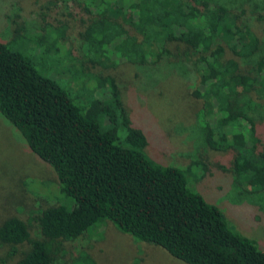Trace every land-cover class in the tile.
Instances as JSON below:
<instances>
[{
	"label": "trees",
	"instance_id": "1",
	"mask_svg": "<svg viewBox=\"0 0 264 264\" xmlns=\"http://www.w3.org/2000/svg\"><path fill=\"white\" fill-rule=\"evenodd\" d=\"M79 2L85 51L53 73H42L10 46L17 30L0 41V116L51 168L65 199L24 219H2L0 261L53 264L66 256L62 264H99L83 243L75 256L66 244L108 222L185 264H264V248L230 229L221 210L187 184L192 166L204 168L201 177L213 175L202 160L179 168L151 159L144 150L149 135L127 113L115 80L89 77L83 66L126 61L143 67L164 59L188 64L200 80V112L213 119L204 133L206 148L228 155L235 183L259 192L264 191V39L217 0ZM258 17L264 34V15ZM42 50L56 66L66 58L53 41ZM87 87L105 90L104 99L88 104Z\"/></svg>",
	"mask_w": 264,
	"mask_h": 264
},
{
	"label": "rangeland",
	"instance_id": "2",
	"mask_svg": "<svg viewBox=\"0 0 264 264\" xmlns=\"http://www.w3.org/2000/svg\"><path fill=\"white\" fill-rule=\"evenodd\" d=\"M79 1L0 0V41H9L15 35L12 29L17 30L11 47L20 49L42 73L59 70L58 67L69 63L68 57L80 59L85 51V15ZM217 1L236 12L241 24L264 39L262 20L258 17L264 15V0ZM47 40L53 41L59 56L66 57L61 58L58 66L53 56L47 57L42 50L47 47ZM83 66L89 77L107 76L115 80L127 113L149 135L144 150L151 159L179 168L202 160L213 175L201 177L204 168L192 166L187 184L221 210L230 229L256 240L263 249L264 191H245L235 183L233 172L227 171L228 155L206 148L204 133L213 119L200 112V80L190 66L172 59L143 67L126 61L107 67ZM87 88L84 94L88 104L104 99L105 90ZM214 163L222 167L219 169ZM63 201L51 168L26 148L18 131L0 116V221L11 215L24 219L45 204ZM86 237L66 244L68 253L75 256L78 244L83 243L84 250L99 264H185L158 246L121 233L108 222L91 226ZM4 253L5 248H0V257ZM64 258L67 260L63 256L53 264H62Z\"/></svg>",
	"mask_w": 264,
	"mask_h": 264
}]
</instances>
